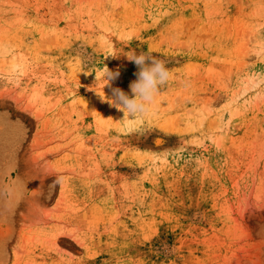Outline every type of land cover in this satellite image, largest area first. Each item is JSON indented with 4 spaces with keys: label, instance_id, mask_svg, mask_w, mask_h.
<instances>
[{
    "label": "rangeland",
    "instance_id": "374dc122",
    "mask_svg": "<svg viewBox=\"0 0 264 264\" xmlns=\"http://www.w3.org/2000/svg\"><path fill=\"white\" fill-rule=\"evenodd\" d=\"M0 264H264V0H0Z\"/></svg>",
    "mask_w": 264,
    "mask_h": 264
},
{
    "label": "clouds",
    "instance_id": "9594fccd",
    "mask_svg": "<svg viewBox=\"0 0 264 264\" xmlns=\"http://www.w3.org/2000/svg\"><path fill=\"white\" fill-rule=\"evenodd\" d=\"M107 55L116 56L119 54L113 51L108 52L105 56ZM125 55L128 60L138 66L137 78L129 86L133 95L129 96L125 91L116 87L112 88V96H105L102 91L103 87L110 85V82L119 76V71H112L106 65L95 71L96 85L101 89L100 92H97L95 88V91L111 106L122 110L127 118L143 117L152 111L158 92L173 78L174 74L166 66V62L153 56L151 51L137 54L133 50ZM85 73L87 74V71ZM141 122L136 121L137 125Z\"/></svg>",
    "mask_w": 264,
    "mask_h": 264
}]
</instances>
